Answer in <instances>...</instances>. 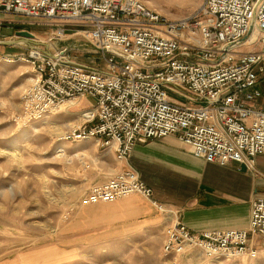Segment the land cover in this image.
Masks as SVG:
<instances>
[{
  "label": "built area",
  "instance_id": "obj_1",
  "mask_svg": "<svg viewBox=\"0 0 264 264\" xmlns=\"http://www.w3.org/2000/svg\"><path fill=\"white\" fill-rule=\"evenodd\" d=\"M198 1L194 14L170 20L141 0H0V43L7 15L76 26L105 65L69 61L67 49L49 55L33 48L36 78L22 95L20 121H41L91 99L82 123L62 140L96 139L122 163L137 144L175 136L208 163L254 171L255 159L264 157V0ZM134 194L168 213L131 168L91 186L81 203L112 204ZM256 238H264V198L251 203L246 230L193 233L172 222L163 255L252 259L259 255Z\"/></svg>",
  "mask_w": 264,
  "mask_h": 264
},
{
  "label": "rangeland",
  "instance_id": "obj_2",
  "mask_svg": "<svg viewBox=\"0 0 264 264\" xmlns=\"http://www.w3.org/2000/svg\"><path fill=\"white\" fill-rule=\"evenodd\" d=\"M141 1L170 20L186 18L200 6L198 0ZM80 30L8 15L2 25V43L14 44L0 45V264H264V238L260 245L255 243L259 255L252 259L214 261L196 251L165 258L166 215L137 194L120 200L137 198L148 204L147 211L138 206L118 210L103 209L114 204L82 205L91 186L121 170L114 155L96 139L62 140L82 123V114L93 100L82 103L81 99L41 121L25 124L19 119L22 95L36 78L29 59L33 48L49 55L67 49L69 61L105 68ZM51 122L62 128V135L49 133ZM157 218L162 221L153 224Z\"/></svg>",
  "mask_w": 264,
  "mask_h": 264
},
{
  "label": "crops",
  "instance_id": "obj_3",
  "mask_svg": "<svg viewBox=\"0 0 264 264\" xmlns=\"http://www.w3.org/2000/svg\"><path fill=\"white\" fill-rule=\"evenodd\" d=\"M88 99H82V103ZM120 169H134L153 191V200L168 213L165 222H181L193 233L246 230L251 203L264 198V157L255 159L254 173L232 163L222 166L193 156L177 137L137 144ZM241 168L243 169L241 171ZM148 200V199H147ZM150 203H152L151 200ZM103 209L133 207L143 212L148 204L125 199ZM153 205V204H152ZM157 218L153 224H160ZM261 238L254 239L260 245Z\"/></svg>",
  "mask_w": 264,
  "mask_h": 264
},
{
  "label": "bare ground",
  "instance_id": "obj_4",
  "mask_svg": "<svg viewBox=\"0 0 264 264\" xmlns=\"http://www.w3.org/2000/svg\"><path fill=\"white\" fill-rule=\"evenodd\" d=\"M23 60V58H21ZM20 59V60H21ZM14 61V60H13ZM33 82V81H32ZM45 130V129H44ZM47 130L49 131L50 134L52 135H62V128L55 124V123H47ZM127 199H132V198H127Z\"/></svg>",
  "mask_w": 264,
  "mask_h": 264
},
{
  "label": "water",
  "instance_id": "obj_5",
  "mask_svg": "<svg viewBox=\"0 0 264 264\" xmlns=\"http://www.w3.org/2000/svg\"><path fill=\"white\" fill-rule=\"evenodd\" d=\"M19 36H32L31 34L27 33V32H18L17 33ZM13 45L14 43L13 42H4V43H0V45ZM245 169V167H244Z\"/></svg>",
  "mask_w": 264,
  "mask_h": 264
}]
</instances>
